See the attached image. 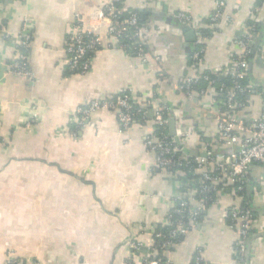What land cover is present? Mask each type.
<instances>
[{
  "label": "crops",
  "instance_id": "obj_1",
  "mask_svg": "<svg viewBox=\"0 0 264 264\" xmlns=\"http://www.w3.org/2000/svg\"><path fill=\"white\" fill-rule=\"evenodd\" d=\"M217 1L225 4L229 20L208 40L202 70L222 66L231 54H240L234 39L258 0H123L127 12L143 11V25L162 27L152 37L150 50L165 59L159 64L151 57L143 63L103 35L89 72L81 75L67 70V37L77 24L96 26L92 9L104 0H0V264L15 259L129 264L131 242L152 244L153 230L165 227L182 175L155 170L156 155L145 145L156 130L147 97L192 130L182 144L188 154L202 156L205 143L229 154L230 148L217 147V118L209 96L195 104L174 87L192 74L196 38L172 15L183 12L196 20L208 19ZM26 21L30 77L9 72ZM157 63L169 81L158 77ZM248 75L264 96V64L256 55L249 61ZM124 91L138 96L139 105L149 111L126 134L111 111L92 114L85 127L73 124L77 111L91 99ZM263 113L264 97L257 96L242 115L252 122ZM34 114L37 123L25 129ZM263 179L264 166L254 164L248 190L258 228L249 241L246 264H264ZM242 202L234 193L221 196L176 245L174 264H194L199 248L205 264H232L238 232L230 229L226 216Z\"/></svg>",
  "mask_w": 264,
  "mask_h": 264
},
{
  "label": "built area",
  "instance_id": "obj_2",
  "mask_svg": "<svg viewBox=\"0 0 264 264\" xmlns=\"http://www.w3.org/2000/svg\"><path fill=\"white\" fill-rule=\"evenodd\" d=\"M261 1V5L254 8L251 14L254 24L264 19V0ZM118 3L119 0H104L101 6L92 9L93 20L97 22L96 26L77 24L74 31L68 35L66 64L70 73L84 75L89 72L92 56L100 49L103 35L110 40H115L119 49L140 59L143 63H149L151 57H155L159 64L161 59H165L164 56L150 50L152 37L160 33L162 27L151 28L143 25L139 15L134 12L123 16L125 9L118 6ZM172 16L178 24L190 27L196 37V46L190 56L192 74L174 87L187 100L195 104L200 98L209 96L211 112L217 118L219 132L217 147L230 148L231 151L225 155L214 154L210 144L205 143L202 156H191L182 144L189 140L192 130L185 127L180 117L172 116L166 107L155 105L152 98L147 97V104L152 107L154 113L156 130L145 138V145L156 155L155 170L169 174L179 173L182 176L178 185L179 190L172 200L165 219L164 225L169 227V230L162 232L155 228L150 246H144L137 241L131 242L129 264H174L173 252L176 245L195 230L201 217L221 196L229 195L228 187L240 184L239 190H242L243 185L248 184L251 167L254 164L264 166V113L252 122L246 121L242 115L253 98L264 97L255 86L243 84L249 69L248 58L253 54V48L259 38L256 27L246 24L235 37L234 44L240 48V54H231L225 64L205 72L202 68L207 52V42L219 26L229 20L225 14V4L221 1L216 2L215 10L210 16L208 28L211 33L209 35L202 32L204 19L196 20L191 14L183 12ZM26 22L23 35L20 37L19 49L9 63V72L17 76L30 77L27 59L31 34L29 21ZM262 39L258 54L255 55L264 64V33ZM159 64L158 77L169 81ZM225 77L233 80L231 86L222 85L218 89L211 86L207 91L200 92L196 90L195 86L200 80L214 84V78ZM220 97L223 99L221 100ZM140 100L130 91L107 98H93L77 111L72 122L78 128L85 127L92 114L111 111L118 115L121 131L126 134L132 126L141 123L142 119L148 116L149 111L139 105ZM171 118L176 121L174 137L169 135ZM36 123L37 118L34 114L24 123V127L30 130ZM191 164H194L192 168L194 173L192 172L190 176L200 175L198 180L188 177L190 171H187L186 167ZM262 185L264 186V179ZM233 191L237 195V190ZM226 219L230 229L238 232V239L231 247L232 264H245L249 232L257 231L258 221L249 208L237 205L228 210ZM6 264L37 263L33 260L15 259L7 261ZM194 264H205L200 248Z\"/></svg>",
  "mask_w": 264,
  "mask_h": 264
},
{
  "label": "trees",
  "instance_id": "obj_3",
  "mask_svg": "<svg viewBox=\"0 0 264 264\" xmlns=\"http://www.w3.org/2000/svg\"><path fill=\"white\" fill-rule=\"evenodd\" d=\"M261 3H262V1L261 0H258V5L257 6H260ZM118 6L124 8L123 7V0H119ZM132 12L137 13L139 15V17H140L139 10H133ZM132 12H130V13H132ZM128 13L129 12H127V10H125V13H124L123 16H128ZM176 23H178V22H176ZM209 24H210V18L203 20L204 27L202 29V32L205 35H209L211 33L210 32V29L208 28L209 27ZM247 24L256 27L257 32L259 33V38L258 39H261L260 40V43H259V46L257 47L256 46L257 44H256L254 46L255 48H253V50H254L253 53L255 55V54H258V49H259L260 44L262 43V40H263L262 39V35L264 33V28H263L264 27V23L263 22H260V23L254 24L253 19L250 17L249 20L247 21ZM250 59H251V57L248 58V61H250ZM208 75H209V73H208ZM214 80H215V83L214 84H210L209 82H205L204 80H200L198 82V84L195 86L196 87V90L199 91V92L202 91V90L207 91L211 86H213V87H215V88L218 89L222 85H224V86H231V84L233 82V80L231 78H229V77L217 78V79L214 78ZM243 84H251V85H253L252 82L250 81L249 75L246 78V80L243 81ZM258 89L260 90V87H258ZM220 99L222 100L223 97H220ZM168 117H169V115H168ZM205 139H207V138H205ZM213 153L214 154L219 153L218 149L215 150L214 147H213ZM193 165L194 164H191V165H189V166L186 167V170L187 171H190V174L188 175V177H192L193 179L198 180L200 178V175H194L193 174V176H190L192 174V172H193L192 171ZM239 188H240V184H234L232 186H229L228 187V190L230 191V193L231 192H234L233 190H235V191L237 190V192H236L237 193V196L242 197V199H243V202H242V204H240V206L242 208H247V209L249 208L252 211V214H253L254 218L257 219L258 218V215H257V212L255 211V208H254L253 196H251V191L249 193V190H248L249 189L248 188V184L247 185H243V189L242 190H239ZM234 196H236L235 192H234ZM227 223H228V220H227ZM157 229H159L162 232H167L169 230V227L160 226ZM255 233H256V230L255 231L253 230V231H250L249 232V236H248V240H247V245L249 244V241L252 239V237L254 236ZM247 259H248V255H247V257H246L245 260L247 261Z\"/></svg>",
  "mask_w": 264,
  "mask_h": 264
},
{
  "label": "water",
  "instance_id": "obj_4",
  "mask_svg": "<svg viewBox=\"0 0 264 264\" xmlns=\"http://www.w3.org/2000/svg\"><path fill=\"white\" fill-rule=\"evenodd\" d=\"M141 13H143V11H140ZM186 30H190L192 33H193V35H194V37H195V33L191 30V28L190 27H184ZM196 38V37H195ZM196 40V39H195ZM195 42V41H194ZM254 57V53L251 55V59ZM175 134H176V121H175V119L174 118H171L170 120H169V135L171 136V137H174L175 136Z\"/></svg>",
  "mask_w": 264,
  "mask_h": 264
}]
</instances>
